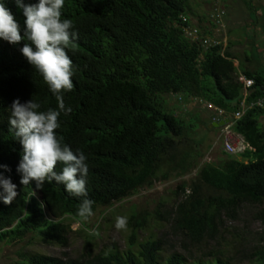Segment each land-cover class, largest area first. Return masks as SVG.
Here are the masks:
<instances>
[{
	"label": "trees",
	"instance_id": "1",
	"mask_svg": "<svg viewBox=\"0 0 264 264\" xmlns=\"http://www.w3.org/2000/svg\"><path fill=\"white\" fill-rule=\"evenodd\" d=\"M0 2L13 13L24 35L23 10L15 0ZM187 9V0H65L63 17L73 21L78 38L75 49L68 50L75 69L74 89L64 93L66 107L72 112L61 113L57 135L86 157L87 198L94 201L93 212L154 182L196 170L189 193L184 194L185 184L181 183L173 207L154 212L156 220L169 224L172 233L194 246L215 240L224 220H234L242 204L262 205L255 218L264 224V127L259 124L264 101L254 105L264 99V70L258 65L247 69L230 52L231 42L222 48L215 40L203 47L199 40L185 37L184 28L191 27ZM198 38L204 37L198 32ZM24 43L27 41L14 45L0 39V165L7 166L0 172L17 185L18 193L11 205L0 199V243L19 241L33 233L41 241L64 248L69 222L84 225L85 219L77 214L84 197L71 195L55 181H46L42 187L35 181L25 186L17 171L23 146L9 123L11 105L19 99L22 104L34 100L41 111L58 107L42 75L20 51ZM239 78L251 85L244 88ZM169 96L203 102L221 111L230 130L247 145L239 155L245 162L226 154L219 164H198L201 154L194 148L195 141L180 147V139L196 128L197 116L182 119L167 108ZM241 103L242 114L234 119ZM61 169L57 165L56 171ZM203 189L213 192L206 194ZM147 215L136 212L129 217L131 231L122 253L114 248L95 254L87 251L77 258L17 253L16 264H157L162 239L136 240ZM219 254L207 253L212 258ZM244 259L264 264V248ZM182 263L176 254L164 261Z\"/></svg>",
	"mask_w": 264,
	"mask_h": 264
},
{
	"label": "rangeland",
	"instance_id": "2",
	"mask_svg": "<svg viewBox=\"0 0 264 264\" xmlns=\"http://www.w3.org/2000/svg\"><path fill=\"white\" fill-rule=\"evenodd\" d=\"M261 2V11L264 13V0H187L186 15L191 27L196 28L206 39L219 40L224 48L228 42H231L232 29L235 28L234 31L239 36L245 34V30H248L245 29L248 10L251 9L253 12L257 8L260 11L256 3ZM262 23L264 24L263 19ZM256 30L259 31L258 28ZM255 35L258 38V34ZM255 40L248 38L240 41L243 48L246 47L245 42H247L248 49H244L243 52L245 56L249 57L251 45L257 49L254 45ZM262 44L259 42L260 48ZM230 50L240 54L242 48L232 45ZM250 56L254 62L261 61L258 68L264 70V55L259 52L258 57ZM232 64L236 66L235 62ZM167 108L173 109L184 120L197 116L196 128L180 139V147H187L195 141L197 145L194 148L201 154L197 158L198 164H219L226 159V154L235 160L245 162L239 155L244 148L246 149V145L230 130L229 122L224 124L223 120L226 118L221 111H216L212 107L208 108L203 102L182 101L174 96L167 98ZM216 117L221 118L220 123L217 122L215 127L208 128ZM259 124L264 127V117L259 119ZM225 138H229L236 145L237 151L225 150ZM195 171L191 170L183 176L154 182L152 186L142 187L109 207L97 208L94 214L84 221V225L65 220L64 223L69 222L70 233L67 235V245L64 248L41 241L33 233L27 234L19 241L2 242L0 243V264H16L17 253L52 258H77L87 251L95 254L99 251L107 252L113 248L122 253L126 250V238L131 230L128 225L125 229L117 230L116 217H126L128 221L129 217L136 212L143 215L148 213L145 226L136 232V240L159 238L163 241L162 249L157 254V264H164L165 259L171 254L179 255L183 260L182 264H254L244 258L251 256L253 251L264 248V224L255 218L258 211L263 208L262 205L242 204L234 220H224L215 240H204L194 246L187 245L179 234L172 233L169 224L154 218L155 211L162 213L173 207L177 200L175 194L180 195L177 187L181 183L185 184L184 194L189 193L188 186L194 178ZM203 190L206 194L213 192L211 189ZM35 195L39 198L38 193ZM182 246L186 248L183 249ZM211 251H219L220 254L212 258L207 255ZM131 252L136 253V248H131Z\"/></svg>",
	"mask_w": 264,
	"mask_h": 264
},
{
	"label": "clouds",
	"instance_id": "3",
	"mask_svg": "<svg viewBox=\"0 0 264 264\" xmlns=\"http://www.w3.org/2000/svg\"><path fill=\"white\" fill-rule=\"evenodd\" d=\"M15 2L26 17L25 34H21V26L10 9L0 2V39L14 45L27 41L20 51L42 75L58 105L57 109L46 111H41V105L34 100L22 104L17 99L11 105L9 123L23 146L17 169L22 174L20 183L26 186L35 181L37 187H42L46 181L63 184L71 195L84 197L77 214L86 220L94 214V201L87 198L89 169L86 157L83 152H74L63 142V137L57 135V129L61 127V113L68 115L72 112L70 106L66 107L64 93L74 89L72 77L75 69L68 50L75 49L74 40L78 38V33L73 31V21L63 17L65 0H38V3L28 5L23 0ZM227 123L228 120L224 124ZM57 165H62L59 172L56 171ZM0 168L7 169V166L0 165ZM0 188L3 189L0 199L4 204L11 205L18 195L17 185L3 172H0ZM126 226V217H116L117 230Z\"/></svg>",
	"mask_w": 264,
	"mask_h": 264
},
{
	"label": "crops",
	"instance_id": "4",
	"mask_svg": "<svg viewBox=\"0 0 264 264\" xmlns=\"http://www.w3.org/2000/svg\"><path fill=\"white\" fill-rule=\"evenodd\" d=\"M257 7L262 6V2L261 3H256ZM251 19V20H250ZM262 19L264 20V13H262L261 11V7H260V11H258V9L256 8L255 10H253L252 13H248L247 14V18L245 21V29H248L247 31L245 30V34H242L241 36H239L237 34V32L234 31V29H232L230 34V40H231V45H230V49L231 46H239L242 48L241 50V55L238 54L237 52H233L230 50V52L233 53L234 57H236L238 60L242 61L244 66L248 69H252L254 67H256L259 63H261V61L258 60V62H254L253 58L250 55H253V57H258L257 53L260 52V54L264 55V24L262 23ZM256 28H258L259 31L256 30ZM255 34H258V38ZM248 38H252L253 40L257 39V41H254V45L257 47L254 48L253 45H251L252 50L250 51V55L249 57L244 55V49H248V45L247 42H245V46L246 47H242L240 44V41H242V39H248ZM247 41V40H246ZM259 42H262L263 44L261 45V48L259 47ZM262 56V55H261ZM232 62H235L237 65V61L233 60ZM262 67V66H261Z\"/></svg>",
	"mask_w": 264,
	"mask_h": 264
},
{
	"label": "built area",
	"instance_id": "5",
	"mask_svg": "<svg viewBox=\"0 0 264 264\" xmlns=\"http://www.w3.org/2000/svg\"><path fill=\"white\" fill-rule=\"evenodd\" d=\"M183 31H184V36H185V37L189 38L191 41H192V40H199L201 46H203V47H206V46H208L209 44H210V45L215 44V41H212V40H209V39H206V38H201V39H199V38H198V30H197L196 28H193V27H186V28H184ZM239 80L243 81V83H244V88H247L248 86L251 85V82H250L249 80H243L242 78H239ZM263 101H264V99L257 100V101L255 102L254 105L261 106V105L263 104ZM205 105H207L208 108L211 107L209 104H205ZM240 109H241V111L236 112V113L233 115V118H234V119L239 118L240 115L242 114V111H243V109H244V106H243L242 103L240 104ZM220 113H221V112H220ZM227 128H228V127H227ZM224 147H225V150H226L227 152H228V151H233V152L237 151V150H236V149H237L236 145L233 144L232 141H231L229 138H225V141H224Z\"/></svg>",
	"mask_w": 264,
	"mask_h": 264
},
{
	"label": "water",
	"instance_id": "6",
	"mask_svg": "<svg viewBox=\"0 0 264 264\" xmlns=\"http://www.w3.org/2000/svg\"><path fill=\"white\" fill-rule=\"evenodd\" d=\"M224 123L227 122V120H223ZM217 122H219V118H216L213 122L210 123L209 127L208 128H212V127H215L217 124ZM220 123V122H219ZM222 123V122H221Z\"/></svg>",
	"mask_w": 264,
	"mask_h": 264
}]
</instances>
